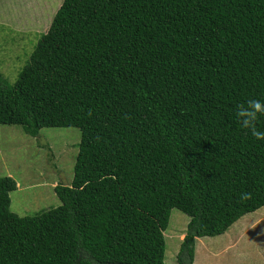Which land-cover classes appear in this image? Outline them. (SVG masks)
<instances>
[{
	"label": "trees",
	"instance_id": "trees-1",
	"mask_svg": "<svg viewBox=\"0 0 264 264\" xmlns=\"http://www.w3.org/2000/svg\"><path fill=\"white\" fill-rule=\"evenodd\" d=\"M249 98L264 0H62L17 78L0 73V124L77 128L73 177L23 217L0 177V264H164L173 209L192 264L196 239L264 206V143L234 116Z\"/></svg>",
	"mask_w": 264,
	"mask_h": 264
},
{
	"label": "rangeland",
	"instance_id": "rangeland-1",
	"mask_svg": "<svg viewBox=\"0 0 264 264\" xmlns=\"http://www.w3.org/2000/svg\"><path fill=\"white\" fill-rule=\"evenodd\" d=\"M61 1L0 0V73L9 82L28 61ZM79 142L77 128H42L37 137H30L21 126L0 124V177L18 183L10 193L11 212L34 216L60 205L52 186L70 185ZM188 221L185 214L171 210L163 233L164 264H177ZM192 264H264V206L219 236L196 239Z\"/></svg>",
	"mask_w": 264,
	"mask_h": 264
},
{
	"label": "clouds",
	"instance_id": "clouds-1",
	"mask_svg": "<svg viewBox=\"0 0 264 264\" xmlns=\"http://www.w3.org/2000/svg\"><path fill=\"white\" fill-rule=\"evenodd\" d=\"M235 119L242 129L247 130L256 142L264 143V127L258 126L260 117H264V100L249 98L243 105L237 104L234 112ZM250 193L241 192L240 198H249Z\"/></svg>",
	"mask_w": 264,
	"mask_h": 264
},
{
	"label": "crops",
	"instance_id": "crops-1",
	"mask_svg": "<svg viewBox=\"0 0 264 264\" xmlns=\"http://www.w3.org/2000/svg\"><path fill=\"white\" fill-rule=\"evenodd\" d=\"M16 184H17V186H18V183H16ZM55 185H57V184L55 183L52 187H54ZM252 225H254V224H252ZM252 225H251V226H252ZM242 226H243V225H242ZM240 229H242V227H241Z\"/></svg>",
	"mask_w": 264,
	"mask_h": 264
}]
</instances>
